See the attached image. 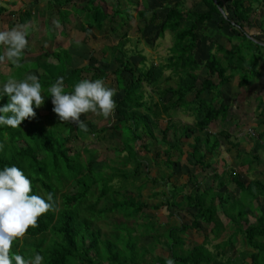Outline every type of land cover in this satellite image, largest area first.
<instances>
[{
    "label": "trees",
    "instance_id": "trees-1",
    "mask_svg": "<svg viewBox=\"0 0 264 264\" xmlns=\"http://www.w3.org/2000/svg\"><path fill=\"white\" fill-rule=\"evenodd\" d=\"M50 1H53V5H47L45 11L57 7L59 21H67L70 11L74 15L84 11L91 16L90 26L101 30L109 25L111 28L109 33L118 37L117 45H113L110 50L112 57L116 51L119 52V58L115 59L118 66L115 68L112 59L110 61L104 59L100 68L92 69L91 80L105 79L108 72L114 76V82L110 87L116 89L113 97L116 108L112 118L114 116L117 123H113L111 128L121 129L122 139L120 150L113 153L110 162L118 159L122 151H126L122 165L128 162L135 163L136 170L127 176L122 171L106 173L105 165L98 170L90 167L92 151L89 152L87 148L83 153H72L69 148L71 142L83 140L89 135L104 139L107 127L104 125L96 129L89 124L88 131L84 132L74 124L62 123L59 120L51 109L52 98L47 91L48 88L58 77L63 76L65 91L72 92L74 82L80 81V75L90 69L74 68L72 60L68 57L64 61L60 57L63 54L58 51L52 54L58 64L50 63L49 47L43 48L48 55H45L44 59H39L36 67H43L44 70L42 75H38L43 88L42 94L45 96L44 104L41 109L34 108L35 118L24 120L19 128L0 126V143L4 145L3 151H0V170L13 165L20 168L32 181V194L46 199L49 192L53 193L56 208L55 211L39 217L38 227L28 230L26 238L30 239V243L28 244L26 239L20 246V241L14 242L12 252L25 259L33 258L39 253L44 257L43 264H165V258L147 259L148 248L144 245L138 246V236L132 228L125 226L126 222L120 225L115 223L110 237H104L99 223L108 220L110 213H117L126 221L133 220L145 206L143 202H132L131 196L129 200L127 199L125 183L130 176L134 178L139 175L138 167L141 162L134 143L143 139H150L156 144L159 142L154 135V129L158 128L156 119L161 114L167 119L165 127L162 130L159 127L161 134L159 139L168 146L164 151L167 156L165 163L168 168L179 164V161L171 160L170 154L173 148L180 152L178 144L169 145L166 140L170 130L175 132L177 130L172 119L173 110L189 113L194 119L192 126L183 125L179 129L186 139L192 140L190 150L187 152V163L198 166L201 172L210 170L212 176L208 179V181L211 179L208 188L199 187L198 183H194L191 192L183 194L185 186H182L175 189L169 198L153 207L157 209L163 205L168 209L178 207L181 210L194 211L190 213L192 215L190 224L165 228L164 247L168 249L169 257L175 260L176 264H232L231 257H225V253L213 254L208 250L206 248L208 242L189 248L185 246L183 240L187 230L198 229L201 224L212 225L211 233L214 239L219 238L226 229L218 217V210L221 209L229 225L234 227V233L228 241L216 244L214 249L225 251V246L230 245L231 240L240 235L244 246L252 249L247 254L250 262L241 264H264V181L252 179L245 183L239 178L240 175L232 173L231 181L238 194L226 201V208L223 207V210L221 206L219 208L218 204L216 205L217 200L223 201V195L227 194V191L221 192L218 189L215 191L213 184L217 182L224 188L225 181L229 178L225 170L218 174L213 159L218 155L217 151L221 146L218 137L228 141L230 134L219 131L218 134L205 133L204 137L199 135L208 131L212 123L224 122L227 119L230 106L224 102L221 88L228 84L236 73L240 87L247 86L252 79L259 76L258 65L260 61L264 62L262 54L264 47L253 42L245 32V27L250 26L249 18L254 9V1L258 0H164L165 4L162 6L164 15L154 12L149 22L154 29L156 28L154 41L162 39L168 33L172 45L168 50L170 56L156 65L153 63L147 65L145 58L140 54L136 55L140 62L135 65L122 50L127 40L126 30L122 31L123 23L126 21L113 24V19L121 16L122 19L128 20L130 16H124L119 6L109 15L100 5H95L96 0H87L81 10L73 0H61L60 3L56 0ZM186 1H191L190 7L186 5ZM4 10L5 8L0 7V11ZM146 11L152 10L146 8L139 11V20L147 19ZM30 20L29 12L20 13L9 23V27L25 25ZM124 27L127 28L126 25ZM223 38L233 44L230 50L225 49L219 42ZM88 39L87 36L84 41L87 42ZM234 39L237 40L236 44L232 43ZM201 53L203 56L199 57ZM22 61L23 58L21 64ZM41 64L44 66H40ZM3 65L4 63L0 64V67ZM11 67L13 71L18 69L12 64ZM22 69L23 67L19 68L10 77L22 79ZM56 69L54 74L46 73L48 70ZM200 72L204 73V76L197 88ZM172 77L177 78L172 80ZM7 78L0 72L1 85ZM215 78L216 81L213 80ZM145 86H153L158 93L159 101L167 100L166 104L161 105V109L158 108L156 99L152 100V96H149L151 92L146 91ZM187 93L193 95V99L187 101ZM203 93L208 94L210 98L208 100L202 98ZM2 94L1 92L0 95ZM6 96H0V107L9 102L2 99H6ZM40 110L49 113L44 116L46 122L41 120ZM263 136L264 131L258 135L257 140L261 141ZM149 143L141 146L148 151L151 145ZM230 145L234 146L232 142ZM117 177L122 183L120 185L117 181L118 189L125 190L124 193H120L112 186V181ZM135 189L138 191L140 187ZM179 197L180 200H176ZM259 198L262 203L256 204ZM235 203L238 204L235 206ZM234 213H237V216L233 215ZM249 216H252L253 222L249 220ZM160 225L166 227L164 224Z\"/></svg>",
    "mask_w": 264,
    "mask_h": 264
},
{
    "label": "rangeland",
    "instance_id": "rangeland-1",
    "mask_svg": "<svg viewBox=\"0 0 264 264\" xmlns=\"http://www.w3.org/2000/svg\"><path fill=\"white\" fill-rule=\"evenodd\" d=\"M35 0H7L8 7H4V11H0V27H4L6 25V21H9L8 24L17 18V13H23L25 12V8L23 7L24 4L31 3L33 6ZM37 1V0H36ZM47 0H39L37 3L36 11L34 8H31V12L36 17L34 18L32 24L35 25L36 28L33 32L32 37L30 36L29 40V47L27 51L24 53V60L22 61L23 69L21 72L22 79L31 73V70H37V64L39 59H44L46 56L50 54L48 51V54H45L47 51L42 50L43 48H48L49 45H53L55 47L57 46H66L67 45V38L64 40L63 38L57 42V43H48L45 42L44 39H42V32L44 30V19H41L40 16H38L40 13V10L38 9L39 6L45 5L44 3H47V5H53V1L46 2ZM55 1V0H54ZM78 5L81 6L83 3H85L87 0H73ZM163 1V2H162ZM175 1V0H173ZM57 3H60L61 0H56ZM102 8L105 10L106 13L112 14L113 8H120L122 14L124 16H130L129 19H122L120 17H116L113 19V24L118 23L119 21H126V23H123V30H126V43L122 47V50L129 56V60L135 64H139V58L136 56L137 54H140L142 57L145 58V61L147 65L153 63L154 65L160 64L161 62L165 61L167 57L170 56L169 49L171 48L172 41L171 37L168 33L165 34V36L162 39L155 40V33L156 28L154 29L153 26H151L149 19L152 16V13L157 12L158 14H163L164 11H162V6L165 4L164 0H97ZM96 3V4H98ZM3 4L2 0H0V6ZM191 1L186 2V5L188 7L191 6ZM6 5V2H5ZM40 8V7H39ZM55 8V7H54ZM65 8V7H64ZM149 8V10L152 11H146L147 19L145 20H139L138 19V13L142 9ZM27 11V10H26ZM256 12H258L256 10ZM12 13V15H10ZM46 14L48 11L45 12ZM49 14V13H48ZM54 16L52 17L53 20L56 19V10L53 12ZM257 14V19H259L260 13ZM50 15V14H49ZM226 16V14H224ZM74 19L68 20L69 27H73V29H81L80 25L83 23H89V20H86V17L83 13L78 14V16H75ZM255 18V14L253 16V21L257 20ZM35 22V23H34ZM126 25L127 28L124 27ZM8 26V25H6ZM18 25H14L9 27L8 29H11L13 27H17ZM20 26V25H19ZM47 26V37L51 38V29ZM251 26V24H250ZM249 26V27H250ZM65 27V26H63ZM88 28V25H86ZM85 26L83 29H85V32L83 31V38L86 39L90 37L89 32L87 31V28ZM59 28V27H58ZM58 28L56 27L55 30L58 31ZM95 28V27H94ZM247 28V27H245ZM89 29V28H88ZM96 29V28H95ZM107 29L110 31V26L107 25ZM63 31V29H61ZM97 30V29H96ZM56 31V32H57ZM107 31H104V41L108 40L107 47L104 49L106 52L104 53V59L109 56L111 53V48L113 45H117L118 43V37H109L107 36ZM71 40V43L68 44L66 48V52H61L58 50V53H61L63 55H60L61 59L66 61V58L68 56L72 57L73 54L77 53L78 55H82V53H86L88 51L87 47L80 43L82 40L81 37L75 36ZM110 38V39H109ZM28 39V37H27ZM219 42L224 45L225 49L230 50L232 48V45L227 42L226 39H220ZM263 42V41H262ZM232 43L236 44L237 40H233ZM110 49L108 50V48ZM2 48V54L4 51V48ZM120 48V47H119ZM42 50V51H41ZM41 51V52H40ZM57 50H55L56 52ZM40 52V55H37L36 58L32 59V55L35 53ZM116 54L114 57H110L112 59V64L115 66V68L118 66V63L115 61V59L119 58V52L116 51ZM134 53V54H133ZM220 55V54H219ZM203 53L199 55V57H202ZM31 58V59H30ZM73 58V57H72ZM26 60H28L26 62ZM30 60V61H29ZM69 60V59H68ZM93 64V63H90ZM40 66H44L41 64ZM39 66V67H40ZM101 64L94 68H100ZM114 68V69H115ZM19 69V68H18ZM18 69H15L13 71V68L11 67V64L6 62L2 67H0L1 74L5 75L6 77L10 78V76L15 74V72L18 71ZM258 71L259 76L255 77V79H252L247 86L240 87L238 85L239 78L236 73L235 76H233L232 79H230L229 83L226 84L224 87L221 88V91L223 92V99L224 102L227 103L230 108L228 112L227 119L224 120V122H214L212 123L208 130L205 131L203 134H199L201 137H204L205 133H211V134H218L219 131H226L230 134V138H228V141L225 139H222L221 137H218V139L221 141H218L221 143V146L218 148V155L215 156L214 163L216 164L217 170H225L226 175L229 179L225 181L226 185L224 188H221L217 182H215L213 187H216L219 191H227V194L223 195V201L217 200L216 205L218 204V207H222V210L226 208L227 202L237 196L238 190L236 189L233 181H231V174L236 172L239 176V178L245 182L248 183L252 179L257 180H263L264 181V136L261 141L257 140V137L259 134H261L264 131V62L260 61L258 65ZM234 73V74H235ZM200 76L198 77L197 82V88H199L202 77L204 76V73L202 74L200 72ZM41 75V74H40ZM165 75L167 76L168 73L166 72ZM170 75V73H169ZM38 76V74H37ZM81 78L84 79H90L92 74L89 72L88 74H82ZM106 78L104 79V82L106 86L110 87V85L114 82V76L108 72L106 73ZM7 78V79H8ZM177 77H172L173 79H176ZM6 79V80H7ZM21 80V79H20ZM216 81V78L213 79ZM3 85L0 84V93L2 92ZM145 90L148 92H151L152 100L156 99L157 106L159 109H161V105L163 103H167V100L159 101L158 93L154 90L153 86H145ZM168 98V96H166ZM202 98L208 100L210 96L207 94L201 95ZM3 100L9 101V97L6 96L5 98H2ZM193 99V95L187 93L186 100ZM42 107H40L41 109ZM53 108V105L51 106V109ZM172 119L175 122V130H170L167 133V142L169 145H175L178 144L179 150H171V160L172 161H179V164H175L174 167L168 168L166 165V159L167 156L164 154L165 150L168 146L166 144H163L161 141V134H160V128L161 130L165 127L167 119L165 118V115L161 114L157 119L158 128L154 129V135L158 138V143H154V141H151L150 139H143L142 141H136L134 143L135 151L137 152L138 159L140 160V165L138 167L139 175L136 177L130 176L127 182L125 183L126 191L122 189H118L120 179L117 177L112 181V186L115 189H118L120 193L126 192V195L129 197H132V202L138 203L143 202L145 203V206L143 209H141V212L138 213L135 216V219H128L127 221L119 214L113 213L109 214V219L106 221H102L99 223L101 232L103 233L104 237L109 236L110 232L114 229V224L117 223L120 225L122 222H126L125 226L132 228V230L135 232V235L138 236V246L144 245L148 248V255L147 259L151 260V258H169L170 254L168 253V249L164 247V232L165 228L167 227H174V226H180L181 224H190L192 221V215L190 213H194L192 209H189L188 211L181 210L178 207H171L167 208L166 206L161 205L157 209H153L154 206L159 204L160 202L164 201L165 199L169 198L170 195L175 191V189L180 188L182 186H185L184 192L188 193L190 192V188H192V185L195 183L199 184V187L204 186V188H208L211 183V179L208 181V179L212 176L210 173V170H206L207 172H201V169L198 166L195 165H189L187 163V152L190 150V144L192 143V140L186 139L180 132V127L183 125H189L192 126L194 123L193 117L189 113L185 112H174ZM39 114L41 115V120L46 122L45 117L49 113L45 110H40ZM45 116V117H44ZM81 119L84 121L86 125L91 124L93 128H100L102 126L107 127V131L104 134V139L96 138L91 135L85 137L83 140H75L71 142L70 149L73 152H81L83 153L85 151V148L89 152L92 151V161L90 163V167L98 170L102 167V165H105L104 172L106 173H113L116 171H122L125 172V175L132 174L133 170L135 169L136 164L132 162H128L126 165H122L123 157L126 156L127 152L122 151L120 155L118 156V159L115 161L113 160L110 162L113 153H117V150H120L122 139L121 135V129H113L111 128L112 124L115 123V117L112 116L105 119L103 117L96 116L94 114L88 113L81 116ZM117 123V122H116ZM121 126V124H120ZM160 127V128H159ZM175 133V134H174ZM173 134L175 136H173ZM250 134L252 136H250ZM219 136V135H218ZM250 136V137H249ZM217 139V140H218ZM150 142V148L148 151H146L143 146H141L144 143ZM230 142L234 144V146L230 145ZM158 154H160L158 156ZM84 155V154H83ZM179 157V160H178ZM223 163L225 165H223ZM238 165V168H237ZM235 167V169L233 168ZM125 170V171H123ZM222 170V171H223ZM222 173V172H221ZM220 174V173H218ZM145 177L147 179H145ZM207 178L205 180L204 178ZM222 177V176H221ZM224 181V178H223ZM120 185L122 183L120 182ZM135 187H140V190L137 191ZM71 189V188H70ZM111 195H114L110 193ZM109 194V197H110ZM95 195L97 196V192L95 191ZM118 196V195H116ZM176 200H180V197ZM227 201V202H226ZM262 203L261 198L258 199L256 204ZM238 203H235V206ZM224 207V208H223ZM233 215L237 216V213H234ZM218 217L223 222V224L226 227V231L221 234L219 239L213 240L212 234L210 232L212 225H204L201 224L198 229H190L187 230L183 235V240L186 247L192 248L198 244H202L208 240L207 242L209 245H207L208 250H210L213 254H221L225 253V257L230 256L232 260V264H241L242 262H250V258L248 257V253L252 251L250 247L244 246L242 242V238L240 235H237L234 239L231 240L230 245L225 246V251L221 249H214V246L216 244L223 243L225 241H228L230 238V235L234 231V229H229L231 225H229V221L223 216L221 209L218 210ZM251 222H253L252 216L248 217ZM160 224H164L166 227H161ZM233 228V227H232ZM232 230V232L230 231ZM125 231H128L125 229ZM166 233V232H165ZM27 240V243H30L29 238H25ZM34 239V238H33ZM32 239V240H33ZM157 239V241H156ZM35 240V239H34ZM117 241V240H116ZM24 244V241L19 243ZM224 257V258H225ZM220 259V257H219ZM223 261V259L221 260ZM106 264V263H105Z\"/></svg>",
    "mask_w": 264,
    "mask_h": 264
},
{
    "label": "clouds",
    "instance_id": "clouds-1",
    "mask_svg": "<svg viewBox=\"0 0 264 264\" xmlns=\"http://www.w3.org/2000/svg\"><path fill=\"white\" fill-rule=\"evenodd\" d=\"M55 27H60L58 19L53 20ZM30 25H20L7 30H0V64L8 62L21 68V59L29 47L27 37ZM51 95L52 111L62 123L74 124L84 132L87 125L82 115L91 113L105 119L114 115L116 103L113 97L116 89L106 86L101 79H82L74 85L72 92H66L64 77L60 76L48 88ZM42 84L37 75L28 74L24 79L8 78L3 84L2 95L9 97V102L0 107V126L19 128L24 120L35 118L34 108L44 104ZM0 95V96H2ZM4 145L0 143V151ZM53 193L46 199L32 194V181L16 166H5L0 170V264H43L44 257L36 253L33 258L25 259L12 252L14 242H22L30 228L38 227L42 215L55 211ZM165 264H176L171 257Z\"/></svg>",
    "mask_w": 264,
    "mask_h": 264
},
{
    "label": "crops",
    "instance_id": "crops-1",
    "mask_svg": "<svg viewBox=\"0 0 264 264\" xmlns=\"http://www.w3.org/2000/svg\"><path fill=\"white\" fill-rule=\"evenodd\" d=\"M38 1L39 0H37V1L35 0L33 6L31 5V3L24 4L23 7H25V8H22V9H25V12H29L30 15H31V20H30V22L27 23L28 25L31 26L30 27L31 28V32H30V34L28 36V41L30 40V36L32 37V35H33V32H34L33 28L34 29L36 28V26L35 25L33 26V24H32V22H33V20H34V18L36 16L32 14L31 8L32 9L34 8V10L36 11L37 10L36 7H37ZM2 2H3V4L0 7H3V8L4 7H8V4L9 3L7 2V0H2ZM5 2H6V5H5ZM46 2H49V0H47ZM186 2H189V1H186ZM96 3H98V2H95V5H97ZM44 4L45 5L39 6L40 8L38 7V9L40 10V12H39L40 14L42 13V11L44 12V13H42V15H40V14L38 15V16L41 17V19H44V21L42 23H44V27L45 28H44V30L42 32V39H44L45 42L47 41L48 43H53V44L59 42L62 38L64 40L67 38V40H68L66 46H62V47H60V46L55 47L53 45H49L48 46L49 47V50H50V57H49L50 58L49 59L50 63H53L55 65L58 64V62L55 60V58H54V56L52 54L55 52V50H57V51L60 50L61 52H66V48H67L68 44L71 43V40L74 37V34H76L75 36H79V37L82 38V40L80 41V43H82L83 45H85L87 47L88 51L86 53H82L83 56L78 55L77 53H75L72 56L73 58L70 57V56H68V57L72 60V63L71 64H72V66L74 68L79 69V70L84 69V68L90 69L89 71H84L82 74H88L89 72H91V74H93L92 69H94V67L98 66L99 64L104 63V53L106 52V50L104 48L108 46L107 45L108 40L104 41V31H107V33H108L107 36H109V37H112L113 38L115 36H112L109 33L110 31L107 29V25L105 27H103L101 30H96L94 27L90 26V22L88 24V28L89 29L86 27V23H83L82 25H80V28L81 29H79V30L73 29L72 26L69 27L68 20L69 19H74L75 20V18H76L75 16H78V14L77 15L76 14L74 15V13H72L71 11H70V15L67 18V21H60V27L58 28V31H57V30H55L56 27L53 25V19H52V17L54 16L53 12L56 10V16L55 17H56V19L59 20V16H58V12H57L58 9H57V7L54 6L55 8L53 7V9L51 11L50 10L48 11V13L50 15L48 13L46 14L45 13L46 12L45 11V8L47 6V3H44ZM83 5H85V3H83ZM83 5H81L80 7L77 6V8L80 9ZM98 5H100V4L98 3ZM253 8L254 9H253V11H252V13L250 15V18H249V21H250L251 26L250 27L248 26L245 29V32L249 35V38L253 42L258 43L259 45H261V46L264 47V0L254 1V7ZM256 10L258 12H256ZM23 13H24V11H23ZM81 13H83L85 15L86 20H91V16H90L89 13H85L84 11L83 12L80 11L79 14H81ZM256 13H260L259 19H257V14ZM19 14L20 13H17V15H19ZM254 14H255V18L257 19L256 21H253L252 20ZM89 16H90V18L88 19ZM0 25H1V23H0ZM6 25H8V26H6ZM6 25L4 27H0V30H7L9 28L8 21H6ZM46 25H48L49 28L51 29V34H52L51 38H48L47 37L48 33H47V26ZM63 26H65V27H63ZM83 26H85L87 28V31L90 34L89 35L90 37H89V39H88L87 42L84 41V38H83V31H85V29L82 30V27ZM61 29H63V31ZM27 50H29V49H27ZM40 52H37L34 55H32L33 56L32 59L33 58H36L37 55H41ZM262 54H264V51H262ZM110 57H112L111 54H109V56L107 58H105V61H107V60L110 61L111 60ZM22 58L24 60V56ZM27 61L28 60H26V62ZM90 63H93V64H90ZM42 69H43V67L42 68H37V70H31V73L30 74H34V75H37V74L40 75L41 74L42 75L43 72H44V70H42ZM56 71H57V69L55 71L54 70H52V71L48 70V71H46V73L47 74H50V73L51 74L52 73L54 74V73H56ZM81 75H80L79 79L82 80L84 78H81L82 77ZM75 76H76V74H75ZM100 79L104 81V78H100ZM89 80H91V78ZM76 83L77 82H74V85ZM208 131L210 132V130H208ZM223 165H225V164L223 163ZM215 167H216V164H215ZM233 168L235 169L234 166H233ZM237 168H238V165H237ZM215 170L221 174V172H222L223 169L222 170H217L215 168ZM235 174H237V173L235 172ZM204 179L207 180L206 177ZM216 189H217L216 187L213 188V190H215V191H216ZM190 192H191V188H190ZM190 192H188V193H190ZM185 225H188V224H185ZM211 228H212V226H211ZM233 228L230 227L229 229H233ZM225 231H223V232H225ZM230 231L232 232V230H230ZM210 232H211V230H210ZM233 233H234V231L232 232V234ZM232 234L230 235L231 237H232ZM212 239L215 240L213 235H212ZM217 239H219V238H217ZM207 241L208 240L206 239L205 242H207ZM200 245L201 244H198L196 246H200Z\"/></svg>",
    "mask_w": 264,
    "mask_h": 264
},
{
    "label": "bare ground",
    "instance_id": "bare-ground-1",
    "mask_svg": "<svg viewBox=\"0 0 264 264\" xmlns=\"http://www.w3.org/2000/svg\"><path fill=\"white\" fill-rule=\"evenodd\" d=\"M221 12H222V10H221Z\"/></svg>",
    "mask_w": 264,
    "mask_h": 264
},
{
    "label": "water",
    "instance_id": "water-1",
    "mask_svg": "<svg viewBox=\"0 0 264 264\" xmlns=\"http://www.w3.org/2000/svg\"><path fill=\"white\" fill-rule=\"evenodd\" d=\"M215 1V0H214Z\"/></svg>",
    "mask_w": 264,
    "mask_h": 264
}]
</instances>
